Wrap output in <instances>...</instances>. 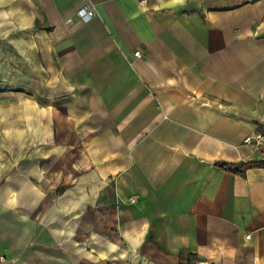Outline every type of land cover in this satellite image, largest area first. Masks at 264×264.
<instances>
[{"label":"crops","instance_id":"1","mask_svg":"<svg viewBox=\"0 0 264 264\" xmlns=\"http://www.w3.org/2000/svg\"><path fill=\"white\" fill-rule=\"evenodd\" d=\"M0 86L73 134V222L12 251L1 198L0 264H264V168L216 165L264 159V0H0Z\"/></svg>","mask_w":264,"mask_h":264},{"label":"rangeland","instance_id":"2","mask_svg":"<svg viewBox=\"0 0 264 264\" xmlns=\"http://www.w3.org/2000/svg\"><path fill=\"white\" fill-rule=\"evenodd\" d=\"M22 94L15 91L11 96L0 90V199L13 195L14 212L29 214L31 217L29 224H22L16 218L13 220L15 241L9 245L12 251L22 249V243L19 241L22 238L21 230L28 229L31 235L37 232L38 226L33 223L32 218L39 211L44 210L47 215L53 210L67 213L68 218L61 221L62 230H66L69 222H73V134L69 133L71 130L68 125L39 122V119L50 118L48 115H53V108L45 107L37 97L33 98L32 94L29 103L26 102L27 107L22 108ZM25 96L27 97V94ZM24 116L26 118L23 121ZM23 169L31 172L30 182L35 186L30 187V196L23 195L26 202L22 194H25L27 189L20 187L22 181L28 182V178L22 177ZM37 170L41 172L40 178ZM43 179L45 185L40 184ZM8 180L14 181L12 187L6 186ZM38 195H43L45 199L44 204L38 205L40 209H37V204L31 203ZM9 211L4 203H0L1 232L12 228L10 219H5V213ZM46 223L51 228L53 220L46 219ZM35 245L37 242L32 240L25 247L30 250ZM53 254L57 253L53 248H49L47 256ZM62 259L70 263L68 260L73 261V252L63 253Z\"/></svg>","mask_w":264,"mask_h":264},{"label":"trees","instance_id":"3","mask_svg":"<svg viewBox=\"0 0 264 264\" xmlns=\"http://www.w3.org/2000/svg\"><path fill=\"white\" fill-rule=\"evenodd\" d=\"M221 169L233 174L245 175L246 171L253 168H264V159L255 162H243L239 164H231L225 162H219L216 164ZM197 259L194 255L189 254L182 258V264H188L189 261Z\"/></svg>","mask_w":264,"mask_h":264},{"label":"built area","instance_id":"4","mask_svg":"<svg viewBox=\"0 0 264 264\" xmlns=\"http://www.w3.org/2000/svg\"><path fill=\"white\" fill-rule=\"evenodd\" d=\"M82 15L84 17L89 18V17H92L94 15V11L91 9H85L84 11H82ZM139 55H140V52L135 53V56H139ZM188 264H207V263L200 260V259H193V260L189 261Z\"/></svg>","mask_w":264,"mask_h":264}]
</instances>
